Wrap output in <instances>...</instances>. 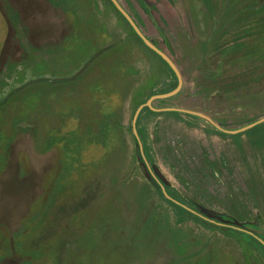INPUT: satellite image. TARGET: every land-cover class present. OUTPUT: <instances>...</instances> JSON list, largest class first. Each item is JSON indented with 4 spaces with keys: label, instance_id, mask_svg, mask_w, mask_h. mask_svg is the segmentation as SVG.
Segmentation results:
<instances>
[{
    "label": "rangeland",
    "instance_id": "rangeland-1",
    "mask_svg": "<svg viewBox=\"0 0 264 264\" xmlns=\"http://www.w3.org/2000/svg\"><path fill=\"white\" fill-rule=\"evenodd\" d=\"M118 1L183 79L153 107L215 124L163 111L141 125L168 194L211 225L165 200L138 160L136 110L175 79L109 0L82 3L103 23L69 32L108 33L118 18L122 43L94 71L57 70L64 53L37 68L20 19L37 32L47 11L0 0V30L16 34L0 40V264H264V122L226 132L264 118V0Z\"/></svg>",
    "mask_w": 264,
    "mask_h": 264
},
{
    "label": "crops",
    "instance_id": "crops-1",
    "mask_svg": "<svg viewBox=\"0 0 264 264\" xmlns=\"http://www.w3.org/2000/svg\"><path fill=\"white\" fill-rule=\"evenodd\" d=\"M23 0H17V2L22 3ZM62 0H37V8L41 7L44 8L48 15H46V19L42 21L43 27H37V49L32 50L33 52L37 51V68L41 64L43 67L48 65V69H53V67L57 66V59H60V55L62 56L63 53L65 55V59L60 65H64L62 67H58L57 70H65V71H75V70H82V71H94L97 70H104V64L107 59H105V55L103 54V46L108 44L112 53H114L115 48L121 45L122 39V29L116 28L115 23L118 22V18L115 15L110 17V22L113 25L103 26L105 29L109 30L108 33L104 32L99 33V29L97 28L96 32H92L88 30V34H85L83 31H78L75 36L70 35L69 32L74 31L78 26H74L72 23L79 22L80 18L85 20H81L82 22H102V16L97 17V20L91 19L90 14L81 13L82 3L87 2V0H73L71 3L69 2L66 7L62 8L58 2ZM16 2V1H15ZM13 2L12 4L14 5ZM80 3V4H78ZM21 5V4H19ZM78 5H81L78 9ZM122 5V4H121ZM123 6V5H122ZM39 10V9H38ZM70 12V14H69ZM3 16V15H2ZM38 17V15H37ZM88 17V19H86ZM4 20L9 21L3 16ZM100 18V20L98 19ZM61 24V30L58 33L59 35L54 36L52 30H55L56 24ZM8 26V25H7ZM41 26V25H40ZM118 26V25H117ZM0 33H2V37L0 40L3 41L8 40L14 37L15 32L11 33V27L9 26V30H4L3 27L1 28ZM8 29V28H7ZM124 30V29H123ZM66 32V34H65ZM44 33L50 35V39L47 42L40 43V40L44 39ZM126 36H129L128 32H125ZM16 35V34H15ZM53 39L54 42H50ZM135 42L137 38H135ZM149 39V38H148ZM29 42V38H27ZM98 40V41H97ZM24 44L23 42H21ZM20 46H22L20 44ZM58 46H61L58 48ZM101 47V49H100ZM26 48V47H25ZM45 48V49H44ZM30 49V48H29ZM27 48V50H29ZM77 49H81L78 51ZM114 50V51H113ZM30 51V50H29ZM32 51L29 54H32ZM35 54V52H34ZM33 55V54H32ZM55 63V64H54ZM51 65L52 68H51ZM55 65V66H54ZM80 65V66H79ZM97 66V68H95ZM103 77H99L101 80Z\"/></svg>",
    "mask_w": 264,
    "mask_h": 264
},
{
    "label": "trees",
    "instance_id": "trees-1",
    "mask_svg": "<svg viewBox=\"0 0 264 264\" xmlns=\"http://www.w3.org/2000/svg\"><path fill=\"white\" fill-rule=\"evenodd\" d=\"M10 1V2H9ZM16 1V2H15ZM8 2L10 3V5L13 3V2H15L14 4L16 5V7L18 8V10H20L21 11V13L24 15H27L30 11L31 12H35V11H37V0H23L22 1V3L21 2H19V4H21V5H19L18 4V2H17V0H8ZM109 2L112 4V6L114 7V9H115V11L117 12V14L119 15V17L121 18V19H123L127 24H128V26L130 27V29H131V31H132V33L136 36V38L141 42V43H143L145 46H146V44L141 40V38L136 34V32L134 31V29L132 28V26L129 24V22L126 20V18L116 9V7H115V5L111 2V0H109ZM13 5V4H12ZM14 6V5H13ZM134 19L135 20H137L135 17H134ZM20 23H23V24H25V26H26V29H27V31L29 32L28 33V37H29V43L31 44V47L32 48H34V49H37V48H39V47H37V32L35 31V26H28V24L25 22V20L24 19H20ZM65 34H66V32H65ZM146 48H148L150 51H152L154 54H156V56L158 57V58H160L161 59V61H163V63L169 68V70L172 72V74L174 75V79H175V83H174V85H173V87H172V90H174L176 87H177V85H178V79H177V76H176V74L174 73V71L171 69V67L156 53V52H154L152 49H150L149 47H147L146 46ZM171 90V91H172ZM171 91H169V92H171ZM166 93H168V92H166ZM162 94H164V93H162ZM154 95H157V94H154ZM154 95H152V96H154ZM152 96H150V97H152ZM145 103V102H144ZM143 104V103H142ZM171 113V112H170ZM159 114H161V115H165L166 114V112H160V113H157V112H155V111H153V110H151L149 107H145L142 111H141V113H140V115H139V118H138V121H137V130H138V134H139V137H140V140H141V143H142V145H143V150H144V154H145V157L147 158V160H148V162H149V164L151 165V167L154 169V170H156L157 172H158V174H160L159 173V171H158V169L156 168V166H155V164H154V160L152 159V157H151V155H150V150H149V145H148V139H147V136L144 134V131L142 130V128H141V125H142V123H143V119L144 118H146V116L148 115V116H156V115H159ZM193 118H198V117H195V116H192ZM135 139H136V141H137V147H138V160H139V162L141 163V165H142V168L144 169V171L146 172V173H148V175H149V178H150V180L154 183V185L156 186V188L158 189V191L161 193V195H162V197L165 199V200H167L170 204H172V205H174L176 208H178V209H180L181 211H183L186 215H188L190 218H192V219H194V220H196V221H200V222H202V223H204V224H209V225H211V223H209V222H207L206 220H204V219H202V218H200L199 216H197V215H195L194 213H192V212H190V211H188V210H186L184 207H182V206H180V205H178L177 203H175V202H173V201H171V200H169V199H167L165 196H164V194H163V191H162V188H161V186H160V184H158L157 183V181L150 175V173H149V171H148V168L146 167V165H145V162H144V159L142 158V155H141V151H140V147H139V142H138V139L136 138V136H135ZM160 176V175H159ZM165 185V184H164ZM165 188H166V190L168 189V186L167 185H165ZM171 197H172V195H171ZM173 198V197H172ZM174 199L175 200H177V201H179V202H181L182 204H184L185 206H187V207H189V208H191V209H193V210H196L197 212H201L197 207H195V205L194 204H192L191 202H189L186 198H183V200L182 199H179V198H175L174 197ZM197 208V209H196ZM202 213V212H201ZM206 214V213H205ZM207 216V215H206ZM209 216V215H208ZM213 219H217L216 221H220V222H223V223H233L232 221H229V220H227L226 218H224V216H219V217H213ZM245 226V229L248 231V232H250V233H253V234H256V235H258L259 233H261L258 229H256L253 225L251 226V225H249V226H247V225H244ZM243 226V227H244ZM254 227V228H253ZM260 245V244H259ZM261 246V245H260ZM264 248V247H263Z\"/></svg>",
    "mask_w": 264,
    "mask_h": 264
},
{
    "label": "water",
    "instance_id": "water-1",
    "mask_svg": "<svg viewBox=\"0 0 264 264\" xmlns=\"http://www.w3.org/2000/svg\"><path fill=\"white\" fill-rule=\"evenodd\" d=\"M111 2L115 5L116 9L126 18V20L132 26V28L134 29V31L136 32V34L146 44V46L149 47L150 49H152L154 52H156L171 67V69L174 71V73L176 74L177 79H178V85H177V87L174 90H172L171 92H168V93L157 94V95H154V96L150 97L145 103L141 104L137 108L136 113L134 115V119H133V130H134V134H135L136 138L138 139L139 147H140V151H141V155H142V158L144 159L145 165L148 168V171H149L150 175L157 181L158 184H160V186L162 188V191H163V194H164V196L167 199H169V200L177 203L178 205L184 207L186 210L194 213L195 215L199 216L200 218H202L204 220H208L206 217L202 216L201 214H199L195 210H193V209L185 206L181 202L175 200L174 198H172L168 194V192H167V190L165 188L164 183L161 181V178L159 177L158 172L151 167V165L149 164L147 158L145 157L144 150H143V145L141 143V140H140V137H139V134H138V130H137V121H138V118H139V115H140L141 111L145 107H149L151 110H153L155 112H163V111H175V112H182V113L185 112V113L190 114V115H195V116L204 118V119L210 121L212 124H214V123L208 117H206V116H204L202 114H199V113H195V112H191V111H185V110L176 109V108L175 109L174 108H169V109H155L153 107L154 100H156V99L171 98V97L175 96L176 94H178L181 91V89L183 87V79H182L181 73H180L179 69L177 68V66L175 65V63L171 60V58L167 54H165L162 50H160L157 46H155L145 36V34L142 32V30L140 29V27L137 24V22L128 13V11L121 5V3L118 0H111ZM262 122H264V118L261 119V120H259V121H257V122H255V123H253V124H251V125H249V126H247V127H245V128H242L240 130H237V131H226V132H229L231 134L239 133V132H242V131H246V130H248L250 128H253L254 126H256V125H258V124H260ZM222 131H225V130H222Z\"/></svg>",
    "mask_w": 264,
    "mask_h": 264
}]
</instances>
